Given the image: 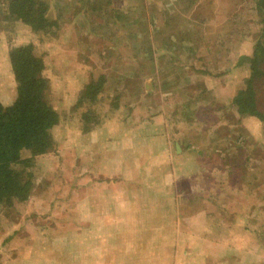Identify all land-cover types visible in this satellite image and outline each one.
Masks as SVG:
<instances>
[{
    "label": "rangeland",
    "instance_id": "1",
    "mask_svg": "<svg viewBox=\"0 0 264 264\" xmlns=\"http://www.w3.org/2000/svg\"><path fill=\"white\" fill-rule=\"evenodd\" d=\"M48 3L54 36L0 22V104L15 99L8 47L32 43L59 116L30 198L0 206V264H264V128L231 105L255 0Z\"/></svg>",
    "mask_w": 264,
    "mask_h": 264
},
{
    "label": "trees",
    "instance_id": "2",
    "mask_svg": "<svg viewBox=\"0 0 264 264\" xmlns=\"http://www.w3.org/2000/svg\"><path fill=\"white\" fill-rule=\"evenodd\" d=\"M180 1L186 9L195 0ZM91 5L94 6V3ZM48 7V0H0V22L20 23L28 27L33 34L44 37L54 36L58 29L57 23L48 18ZM253 10L258 28L251 38L252 54L249 57L240 56L237 62L238 66L242 62H248V76L244 80V88L238 90L231 99V105L236 107L239 116L255 117L264 128V112L258 106L259 95L256 87L259 80L264 81V0H255ZM193 31V36L187 35L189 30L180 31V42L191 43L192 39H197V36L203 38L198 35L197 30ZM247 31L251 34V31ZM228 34L224 32V35ZM215 39H219L223 44L225 37L217 35ZM162 44L169 43L165 41ZM145 48L150 51L144 43L143 50ZM191 48V45L187 46L185 53L193 52ZM34 50V45L28 43L10 45L7 51L15 84V99L8 106L0 104V206L2 207L12 203H26L30 198L32 189L30 169L32 170L35 165L34 157L52 151L51 130L59 122L58 114L46 99L48 83L43 76V60ZM99 86V83L94 84L93 81H89L78 100L79 104L88 105L93 102L100 90ZM162 86L173 91L174 86L169 83H164ZM93 111L88 107L81 117L85 122L92 121L96 126L98 115L96 116ZM87 127H84V131L89 129Z\"/></svg>",
    "mask_w": 264,
    "mask_h": 264
},
{
    "label": "crops",
    "instance_id": "3",
    "mask_svg": "<svg viewBox=\"0 0 264 264\" xmlns=\"http://www.w3.org/2000/svg\"><path fill=\"white\" fill-rule=\"evenodd\" d=\"M173 140V139H172ZM180 144H178L177 142H175L174 143V145H173V148H174V151H175V153L178 155V153L180 152V146H179Z\"/></svg>",
    "mask_w": 264,
    "mask_h": 264
}]
</instances>
